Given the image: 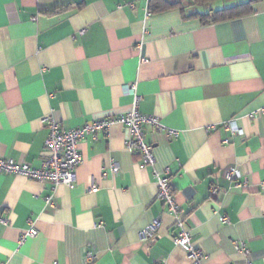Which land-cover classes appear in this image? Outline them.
Segmentation results:
<instances>
[{
	"label": "crops",
	"instance_id": "obj_1",
	"mask_svg": "<svg viewBox=\"0 0 264 264\" xmlns=\"http://www.w3.org/2000/svg\"><path fill=\"white\" fill-rule=\"evenodd\" d=\"M249 1L250 14L203 24L178 9L146 16V0H0V157L40 168L45 118L70 130L130 112L136 96L140 113L179 131L143 128L203 264H264V0L207 8ZM128 137L115 125L83 139L73 189L0 174V264H193Z\"/></svg>",
	"mask_w": 264,
	"mask_h": 264
},
{
	"label": "built area",
	"instance_id": "obj_2",
	"mask_svg": "<svg viewBox=\"0 0 264 264\" xmlns=\"http://www.w3.org/2000/svg\"><path fill=\"white\" fill-rule=\"evenodd\" d=\"M147 3L149 0H146ZM150 15L147 11L146 16ZM131 93L132 88H128ZM137 97L134 96V103L130 112L114 116H108L99 120H93L83 126L76 127L70 130H61L58 123L51 118H45L44 123L48 129V136L44 144L45 159L40 168H33L27 163H18L14 160L0 157V174L22 175L39 183H49L54 187L65 185L69 189H73L76 184V169L82 161V156L79 150V144L83 139H96L98 133L107 134L111 127L120 125L129 129V137L125 141V150L129 153H138L141 163L144 167L152 169V173L157 186L156 198L162 202L168 212L173 216L175 227L178 229L176 235L172 236L174 244L183 249L186 257L193 264H203L206 259L204 252L195 246L191 239L189 230L185 226L184 211L175 201L174 195L170 186V171L165 168L159 172L155 165L156 159L153 153V148L144 140L145 126L151 127L153 130L164 133L168 138H175L179 135V131L165 127L158 118L145 115L137 109ZM263 111V110H262ZM252 116V115H251ZM225 129L233 136L242 135V131L238 128L236 120L231 119L224 124ZM112 173L118 171L117 166H111ZM239 174L235 169H228L225 173V178L229 181L237 179ZM91 189H95L92 185ZM216 189L212 188V192ZM46 206L56 208V203L52 195L44 198ZM222 222L227 219L221 217ZM4 222V221H3ZM5 223V222H4ZM159 226V223L154 220L140 233V240L148 242L153 239V236ZM37 230L31 225L30 228L22 234L20 242H24L27 238L35 237ZM237 250H243V244H235ZM95 256L91 252H87L85 256L86 262H91ZM247 264H250L247 262Z\"/></svg>",
	"mask_w": 264,
	"mask_h": 264
},
{
	"label": "trees",
	"instance_id": "obj_3",
	"mask_svg": "<svg viewBox=\"0 0 264 264\" xmlns=\"http://www.w3.org/2000/svg\"><path fill=\"white\" fill-rule=\"evenodd\" d=\"M215 0H149L148 10L153 13L178 9L184 18H198L203 24L227 21L248 15L251 12V1L239 3L232 7L210 10L207 7ZM204 7L206 12H199L197 8Z\"/></svg>",
	"mask_w": 264,
	"mask_h": 264
},
{
	"label": "rangeland",
	"instance_id": "obj_4",
	"mask_svg": "<svg viewBox=\"0 0 264 264\" xmlns=\"http://www.w3.org/2000/svg\"><path fill=\"white\" fill-rule=\"evenodd\" d=\"M231 3V0H215L210 4L211 8L220 7L221 5H227ZM204 7L197 8L198 11H202Z\"/></svg>",
	"mask_w": 264,
	"mask_h": 264
}]
</instances>
